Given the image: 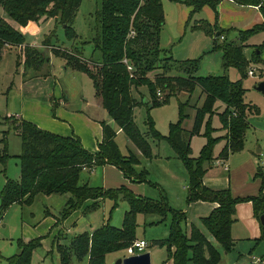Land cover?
Listing matches in <instances>:
<instances>
[{"label":"trees","instance_id":"16d2710c","mask_svg":"<svg viewBox=\"0 0 264 264\" xmlns=\"http://www.w3.org/2000/svg\"><path fill=\"white\" fill-rule=\"evenodd\" d=\"M219 1L196 0V8H201L204 4H211L216 8ZM234 1L259 5L264 14V0ZM0 3L8 17L27 31H34L39 21L50 17L70 28L80 0H0ZM163 23L161 0H100L95 11L93 54L90 58H85L78 50L65 51L53 47L48 37L43 39L42 44L52 46L51 50L65 56L68 64L91 76L103 107L141 154L151 156L149 139H165L170 144L176 157L188 170L186 201L218 202L209 214L201 217V222L217 241L230 249L234 240L231 228L237 218L236 204L242 200H251L255 216L261 222V215L264 213V184L258 194L247 196H235L230 188L216 189L205 184L204 175L214 158L213 150L217 142V138L212 135V127L209 126L216 113V101H223L226 104L224 111L218 114L229 134L228 143L220 155L227 157L231 151L243 148L245 132L249 126L248 113L259 110L256 104L245 100L247 88L243 84V78L247 76L251 63L264 62L261 57L262 45L255 47L251 59L245 54L244 48L251 45L249 39L252 35L264 29V22L239 29L235 39H227L225 31L229 29L218 23L212 24L204 19L202 23L196 24L214 36L215 42L220 35L225 36L217 46L223 49V65L226 68H239L241 78L237 80H232L227 74L199 75V59L177 60L171 57L160 46V29ZM8 44L19 45L17 64L23 63L24 67L29 65L39 69L44 57L24 40L23 34L8 18L0 15V50ZM154 70L157 71L151 76L149 73ZM141 85L147 86L153 98L158 89L161 94L159 99L164 101L172 93L192 91L199 85L206 93V98L197 109L192 128L186 129L181 125L184 115L180 109L179 119L169 122L167 134H161L156 129L150 115L146 117V129L140 131L133 120V107L146 102L143 101L144 95L137 97L132 94V90L141 92ZM9 124L21 140L20 177L17 180L6 179L0 191V215L14 202L30 204L38 192L69 193L61 208V218L67 217L87 199L92 202L85 210L96 207L107 197L113 199L112 208L117 204L119 196L128 203L120 226L106 221L91 232L76 234L68 244L58 243L60 264H70L72 256L78 260L87 258V264H113L106 261V254L126 248L136 238L137 214L140 212H153L162 218L170 215L168 234L153 239L152 244L165 246L173 264H219L221 253L204 230L194 222L189 229L183 226L188 222L185 210L171 207L165 198L154 199L137 194L125 184L105 187L80 180L82 169L111 163L132 181H149L146 169L138 172L134 168L140 162L136 152L130 148L125 154L120 151L115 141L116 129L112 125L101 121L100 150L91 152L83 146L77 135L52 132L22 118ZM203 125L205 129L202 132ZM196 134H203L207 140L199 155L194 156L191 138ZM2 150L0 159L4 160L6 145ZM261 229L258 240L264 241L262 222ZM39 239L40 237L27 241L19 239L18 251L6 257V264H30L32 250L40 244Z\"/></svg>","mask_w":264,"mask_h":264},{"label":"rangeland","instance_id":"374dc122","mask_svg":"<svg viewBox=\"0 0 264 264\" xmlns=\"http://www.w3.org/2000/svg\"><path fill=\"white\" fill-rule=\"evenodd\" d=\"M161 2L164 23L160 29L159 39L160 46L166 53L177 60L199 59L200 67L197 72L199 75L227 74L232 80L241 78L238 67L226 68L223 65V49L217 46V43H221L224 39L219 38L215 42L214 36L205 28L196 26L206 19L212 24L218 23L223 28L230 27L231 31L234 30L233 28H239L244 22L237 17L238 15H234L236 12L234 7L229 5L222 7L221 1L216 8L211 4H204L198 9L196 0H161ZM99 5L100 0H80L70 28H66L58 19L50 17L39 21L36 30L27 31L7 16L0 3V15L8 18L23 34L24 40L44 57L39 69H36L29 65L24 67L23 63L17 64V45L11 44L0 50V155L6 145V157L4 160L0 159V191L6 179L17 180L20 177L21 140L13 126L9 124L19 117L62 135L77 133L85 148L91 152L100 150L102 140L100 123L107 121L116 129L115 141L120 151L123 154L127 153L131 142L103 108L91 76L86 71L68 64L65 56L51 50L52 46L65 51L78 50L82 56L90 58L93 54L95 11ZM231 31L227 39L233 36ZM46 37L52 46L42 45ZM252 41L257 46H263L264 54V29L255 33ZM247 53H249L248 49ZM155 71L157 70L149 74L153 76ZM262 79L258 75L250 74L243 78V84L247 88L246 100L256 101L257 96H264V92L256 88V84ZM139 89L141 92L134 89L132 94L137 97L144 95L148 101L133 107L134 122L140 131H144L146 117L150 115L156 129L164 135L168 133L169 122L177 121L181 113L184 115L181 125L186 129L192 128L197 109L203 105L206 98V93L199 85L192 91L182 90L172 93L165 101L160 100L157 94H154L153 98L146 85H141ZM61 99L64 103L56 102ZM156 99L159 102L155 103ZM225 105L223 101L218 100L214 114L223 112ZM213 116L212 124L209 126L212 127V135L217 141L228 138L229 132L223 124L220 127L223 132L216 133L218 127L213 124ZM194 140L192 155L197 156L201 150L199 144L203 136L198 135ZM156 141L149 139L153 154L158 151L160 155L164 152H174L165 139ZM146 157L148 156H139L141 166L137 163L134 168L138 172L146 169L149 181L135 188L143 195L154 199L165 198L173 208L188 209L190 203L186 201L185 186L189 182V174L183 162L178 158L157 160ZM162 163L170 165L171 171ZM118 173H120L118 170L109 171L101 166H95L93 170H83L80 173V180L89 179L91 185L115 187L124 181ZM68 195V192L51 194L38 192L30 204L14 202L1 213L0 264H6V257L18 251L19 239L27 241L34 237H40V244L33 248L30 264H60L58 243L68 244L76 234L92 231L106 221L120 226L124 211L128 208L127 201L121 196L117 198V204L113 208V199L107 197L96 207L85 210L91 203L85 200L67 217L61 218V208ZM169 222V214L165 218L153 212L137 214L135 235L147 241L144 251L150 252L151 264H169L166 262L170 258L166 247L152 244L153 239L168 234ZM190 224L191 221L183 226L190 228ZM203 230L221 253L219 264H236L237 261L241 264H258L252 263L247 256L250 253L264 254V242L258 245L246 243L242 246L238 241L233 240L231 248L227 249L217 239H213L206 227ZM125 253V248L109 252L106 254V261L113 263ZM85 262V259L78 260L72 256L70 264H85Z\"/></svg>","mask_w":264,"mask_h":264},{"label":"crops","instance_id":"0c3cea01","mask_svg":"<svg viewBox=\"0 0 264 264\" xmlns=\"http://www.w3.org/2000/svg\"><path fill=\"white\" fill-rule=\"evenodd\" d=\"M220 1H221L220 3L222 7L228 6V5L234 7V10H236L234 15H238L237 17L240 18L244 22V24L241 27L233 28L234 30L232 31L231 29H229L230 27H225L229 29L227 33L225 34L226 37H228V34L231 31V33H233V36L231 37V39L237 38L239 29H246L249 27H253L257 23L264 22V18H263L264 14L259 5L240 4L234 0H220ZM10 23L12 24L11 21ZM252 37L253 35L249 39V42L251 43V45L246 46L244 50L245 54L250 59L252 57V53L255 47L257 46L254 43V41H252ZM224 38L220 36V39H224ZM7 46H10V44H8ZM17 47L19 51V45H17ZM247 49L249 53H247ZM261 57L264 59L263 50H261ZM56 102L64 103V100L61 99ZM249 102L256 104L259 107V110L257 112L250 111L248 113L249 126L245 132V142H244L243 148L240 150L231 151L227 157H222L220 153L222 149L224 148V146L228 143V138L218 140L213 150L214 158L207 166L208 168L204 175V182L206 185L212 188H216V189L230 188L235 196H247V195L258 194L261 191V188L264 184V166L260 162L262 152L264 151V96L260 97L259 95L256 97V101L250 100ZM217 104H218V100L216 101L215 106H217ZM15 115L19 116V114L17 113H15ZM213 124L215 127H218V130L216 131V133L221 134L223 132L222 129H220V127L222 126V122L218 114H214ZM101 128H102V125H101ZM204 129L205 127L203 125L202 132L204 131ZM71 135H77L81 140V137L77 133H73ZM198 135L203 136V140H201L199 144V147L201 146L202 148V146L205 144L207 140V138L203 134H196L192 136L191 146L194 143L193 141H195L194 138ZM159 141H156V142H159ZM132 146H133V150L136 152L138 156L143 155L141 154L140 150L132 142L130 143L128 148L132 149ZM152 149H151V156H148V157H152L157 160H175L176 158H178L176 157L175 153L174 152L172 153L171 151L164 152L162 155L159 154V151L153 154ZM193 152L194 150L192 146V154ZM139 165L141 166L140 163ZM162 165L165 166L169 171H171V168L169 167L170 165H166L164 163H162ZM97 166H101L103 169H106L109 171H113V170L120 171L118 175H121L124 180L123 183L121 182V184H126L135 193L143 195L141 192L137 190V188L142 186L144 182L132 181L128 179L127 177L123 175L122 171L119 168H117L115 165L111 163H104L102 165H97ZM94 167L84 168L82 169V171L83 170L90 171V170H93ZM82 181L89 182V179L82 180ZM136 186L137 188H135ZM105 187H108V186H105ZM87 200L92 202L91 199H87ZM217 205H218V202L209 201V200L192 201L188 205V209L185 210L186 219H188V222L191 221V223L192 222L196 223L203 230L205 226L201 222V217L203 215L209 214L212 211V209ZM236 217L237 218L233 222L232 228H231L232 236L235 241H238L239 244H241L242 246H245L246 243H249V244L256 243V245H258L260 242H264L263 240H258V238L261 235V231H262L261 222L255 216L254 207H253V203L251 200H242L236 204ZM212 237L213 239H215L213 235ZM253 255L260 256L262 259H264V254L257 255V254L250 253L247 256L252 261V263L263 264V262L261 261H254L252 259ZM74 259H77V258L74 256ZM84 259L86 261L85 264H87V258H84ZM166 262L169 264H173L171 258H169L168 261ZM236 264H241V263H238L237 261Z\"/></svg>","mask_w":264,"mask_h":264},{"label":"built area","instance_id":"2783aa9c","mask_svg":"<svg viewBox=\"0 0 264 264\" xmlns=\"http://www.w3.org/2000/svg\"><path fill=\"white\" fill-rule=\"evenodd\" d=\"M221 37L224 38V35H221ZM128 67L130 68V66ZM247 72L250 75H258L264 79V62H255L250 64ZM157 95L161 96L159 90H157ZM260 162L264 166V151L262 152ZM146 246L147 241L145 239L135 238L126 246V255L143 252ZM252 259L254 261H261L264 264V259H262L260 256L253 255Z\"/></svg>","mask_w":264,"mask_h":264},{"label":"water","instance_id":"95a60500","mask_svg":"<svg viewBox=\"0 0 264 264\" xmlns=\"http://www.w3.org/2000/svg\"><path fill=\"white\" fill-rule=\"evenodd\" d=\"M220 31L217 32L219 34ZM256 88L264 92V79L260 80L256 84ZM143 101H147V97H143ZM261 222L264 224V213L261 215ZM113 264H151L150 263V252L143 251L140 253L124 255L122 257H118Z\"/></svg>","mask_w":264,"mask_h":264}]
</instances>
